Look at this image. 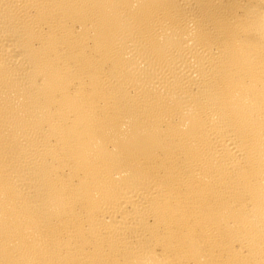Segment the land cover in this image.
Masks as SVG:
<instances>
[{"label":"bare ground","instance_id":"1","mask_svg":"<svg viewBox=\"0 0 264 264\" xmlns=\"http://www.w3.org/2000/svg\"><path fill=\"white\" fill-rule=\"evenodd\" d=\"M0 264H264V0H0Z\"/></svg>","mask_w":264,"mask_h":264}]
</instances>
